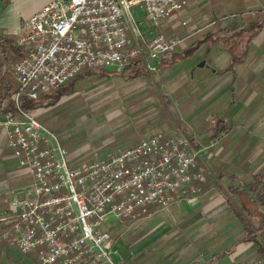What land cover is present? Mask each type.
<instances>
[{
	"label": "built area",
	"instance_id": "built-area-1",
	"mask_svg": "<svg viewBox=\"0 0 264 264\" xmlns=\"http://www.w3.org/2000/svg\"><path fill=\"white\" fill-rule=\"evenodd\" d=\"M187 4L51 0L21 23L16 37L25 56L12 69L15 109L0 115V129L31 182L6 200L0 240L21 254L34 253L40 264H126L115 258L113 238L99 230L106 216L134 223L201 193L205 176L198 163L208 148H196L183 133H153L108 158L72 167L58 137L22 108L24 100L36 101L91 70L141 66L155 72V63L184 40L147 30L145 20L158 27ZM258 14L264 19V8Z\"/></svg>",
	"mask_w": 264,
	"mask_h": 264
},
{
	"label": "crops",
	"instance_id": "crops-1",
	"mask_svg": "<svg viewBox=\"0 0 264 264\" xmlns=\"http://www.w3.org/2000/svg\"><path fill=\"white\" fill-rule=\"evenodd\" d=\"M49 1L51 0H0V33L17 36L21 23ZM194 2L192 9L184 14L195 15L198 27L191 33L185 27L187 35L181 37L183 43L196 34L238 27L255 19L259 16L255 14L264 8V0H204V2L194 0ZM233 11L237 14L244 13L246 17H237L235 20L209 17V15L215 17L216 14L225 17L226 13ZM259 17L264 20L263 17ZM211 47L214 52L211 54L213 57L209 58L208 68L205 70L204 65L200 67L202 71L198 73L200 75L198 83L201 86L198 90L203 91L202 97H199L201 103H197V100L195 107L191 104L187 109L193 113V119L211 109L216 114L207 113L203 117V123L212 122L209 118L216 115L226 130L214 138V132L198 135L192 126L186 127V130L171 126L165 129V133L185 134L193 143L195 142L196 148H208L201 153L198 163L199 170L205 176V182L200 185L202 191L197 197L183 200L166 211L157 209L150 216L142 218L151 217L148 223L144 224L138 220L132 224L125 219L128 222L126 228L118 231L117 236H112L114 240L112 250L115 252V258L124 260L126 264H234L242 260L261 263L262 256L258 253L257 247L253 243L242 242V226L229 208L226 199L229 187L241 186L242 183L250 181L254 174L264 175V29L250 42L246 57L234 70L227 69L230 56L224 55V49L218 45ZM221 62L225 64L219 66ZM261 99L263 103L256 106ZM227 108L230 109L228 120H223L220 118L221 110ZM150 135L139 137L137 143ZM0 137L3 142L1 150L5 151L3 158L6 160L4 166H0V172L6 170L10 173L9 181L0 182V217H4L8 212L6 200L11 192L21 195L31 180L22 175L23 170L6 146L1 129ZM9 168H13L14 172L7 170ZM159 211L162 213L153 216ZM118 224L117 221L114 223L115 226ZM236 224H239L242 238L231 249L220 248L219 239L233 238ZM3 227L4 225H0V230ZM183 231L185 235L181 234ZM187 235L188 238L193 237L195 246L199 238L214 239L207 244L206 255L204 253L205 263L200 261L195 248L184 247L186 239L185 241L183 239ZM172 239L173 243L169 244ZM238 245L242 246L236 249ZM156 247H159V250L163 247L166 249L158 252ZM189 255L193 256L192 260L181 259L182 256ZM0 264L40 263L37 257L21 254L13 244L0 240ZM78 264L91 262L84 261Z\"/></svg>",
	"mask_w": 264,
	"mask_h": 264
},
{
	"label": "rangeland",
	"instance_id": "rangeland-1",
	"mask_svg": "<svg viewBox=\"0 0 264 264\" xmlns=\"http://www.w3.org/2000/svg\"><path fill=\"white\" fill-rule=\"evenodd\" d=\"M194 5V0H188L184 11L177 13L175 18L166 20L158 27L152 26L150 22L145 20V28L153 33H163L165 36L185 37L187 32L185 26H182L181 23L185 21L188 25L198 24V21L195 20V15L184 14L190 11ZM222 14L224 15L225 13ZM226 14L225 17H220L221 14H216L215 17L209 15V17L212 19L217 18L218 20L225 18L235 20L237 17H246L244 13L237 14L235 11ZM142 15V12H140L137 16L141 18ZM205 33L207 32L190 37L174 53L181 52ZM223 51L224 55L228 57L229 55L226 51ZM213 52L214 50H212L211 46L204 45L188 57L179 59L171 65L164 64L163 61L168 56L163 57L155 63V72L148 73L144 70V74L136 79H128L126 74H121L124 71L116 72L115 68L105 69L106 75L103 76L99 74V71H95L93 75L84 79L79 78L73 83L70 90L65 91L67 95L62 96L56 105L37 109L34 113L37 114V121L47 130L54 133L62 146L67 149L68 162L72 167L108 158L112 154H115L118 149L133 146L141 136L145 137L148 134L152 135L157 132L165 133L164 131L168 126L172 128L178 127L183 130H186V127L191 128L190 126H192L198 132V135L209 131L212 133L218 126H221L219 117L216 115L212 118L210 117L209 119H212L210 123H208L209 121L203 123V117L207 113L209 115L216 113L209 109L204 112V115L193 119V113H190V110L187 108L191 104L195 107L197 100V103H201L199 97H202L203 91L198 90L201 87L198 83L200 77L198 73L202 70L198 65L204 61V69L207 70V66L210 63L209 58L213 57L211 56ZM224 64V62H221L219 66H223ZM227 67L229 68L228 65ZM193 72L195 75H193ZM234 92L236 94V91ZM203 98L205 99V97ZM185 99L188 101H185ZM262 103L261 99V101L257 102L256 106H260ZM229 111V108L221 110L222 115H220V118L228 120ZM207 127L209 128L203 130ZM1 139L2 137H0V150L3 148ZM1 151L0 166H4L3 163L6 161L3 158L5 151ZM9 158L13 159L12 156H9ZM7 170L14 172L13 168ZM22 172V175L27 178L28 176L24 171ZM9 176L10 173L6 170L0 172V182L9 181ZM26 178L25 182L28 179ZM161 213L160 211L156 212L153 216ZM150 220L151 217L140 219L139 221L145 224ZM116 221L119 223L117 226L114 225ZM126 223L128 222L125 219L122 221L115 219L113 216H106L99 230L107 232L111 237L117 236L118 231L121 232L126 228ZM181 234L185 235L184 231ZM233 234V238L219 239L220 248L230 247L231 249V247L236 246L237 242L240 241L242 234L240 235L239 224H236V227H234ZM185 239L186 243L184 247L195 248L200 261L205 263L204 257L207 252L206 248H208L207 244L214 239L199 238L196 246L194 245L195 240L192 236L188 238L187 235L183 241ZM189 241L191 243H188ZM262 241L264 243V236L262 237ZM170 243H173V239L171 242L169 241ZM167 246L169 247V245ZM241 246L238 245L236 249H239ZM166 247H163L161 250H159V247H156V250L161 252ZM29 256L36 257L34 253L29 254ZM260 256L263 258L260 260L261 263H256V261L254 263L264 264L263 254ZM184 258L190 261L193 256L181 257V259ZM235 261L237 262V259ZM249 262H253V260H242L234 264H246Z\"/></svg>",
	"mask_w": 264,
	"mask_h": 264
},
{
	"label": "trees",
	"instance_id": "trees-1",
	"mask_svg": "<svg viewBox=\"0 0 264 264\" xmlns=\"http://www.w3.org/2000/svg\"><path fill=\"white\" fill-rule=\"evenodd\" d=\"M3 3V2H2ZM264 29V20L256 16L238 27L232 29L217 30L211 33L208 31L194 43L190 44L181 52H176L163 61L166 65H171L179 59L191 55L200 47L218 45L230 56L229 70L239 65L246 57L250 42ZM25 56V50L17 43V37L13 34L0 33V115L5 112H12L15 109L12 96L17 92L18 85L12 74V67ZM99 71L101 76L106 75L102 69L91 70L81 73L75 79L67 83L60 89L41 96L36 101L24 100L22 108L27 112L34 113L37 109L54 106L62 96L67 95L66 90H70L73 83L79 78L89 77L93 72ZM121 74H126L128 79H136L144 74L141 67L128 69ZM125 76V75H122ZM69 95V94H68ZM224 127L218 126L214 131V138L225 132ZM227 204L235 218L242 226V242L253 243L259 252L264 256V175L254 174L248 182L241 186H232L227 190Z\"/></svg>",
	"mask_w": 264,
	"mask_h": 264
},
{
	"label": "water",
	"instance_id": "water-1",
	"mask_svg": "<svg viewBox=\"0 0 264 264\" xmlns=\"http://www.w3.org/2000/svg\"><path fill=\"white\" fill-rule=\"evenodd\" d=\"M205 65V62L203 61L201 64H199V67H203Z\"/></svg>",
	"mask_w": 264,
	"mask_h": 264
}]
</instances>
